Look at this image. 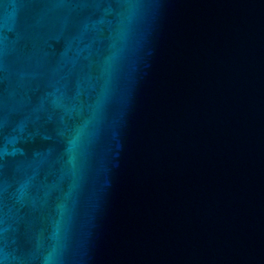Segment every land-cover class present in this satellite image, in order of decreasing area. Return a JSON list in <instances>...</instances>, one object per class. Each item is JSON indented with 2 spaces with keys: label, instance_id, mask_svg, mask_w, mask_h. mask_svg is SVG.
<instances>
[{
  "label": "water",
  "instance_id": "water-1",
  "mask_svg": "<svg viewBox=\"0 0 264 264\" xmlns=\"http://www.w3.org/2000/svg\"><path fill=\"white\" fill-rule=\"evenodd\" d=\"M0 264H264V0H0Z\"/></svg>",
  "mask_w": 264,
  "mask_h": 264
}]
</instances>
